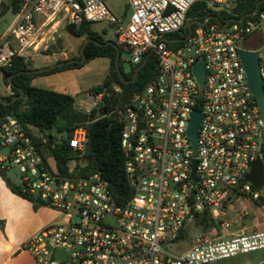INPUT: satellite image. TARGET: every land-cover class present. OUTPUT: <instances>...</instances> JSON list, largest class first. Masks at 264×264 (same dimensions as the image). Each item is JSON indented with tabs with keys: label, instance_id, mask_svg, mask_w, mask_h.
Listing matches in <instances>:
<instances>
[{
	"label": "built area",
	"instance_id": "built-area-1",
	"mask_svg": "<svg viewBox=\"0 0 264 264\" xmlns=\"http://www.w3.org/2000/svg\"><path fill=\"white\" fill-rule=\"evenodd\" d=\"M12 1L0 0V20L15 18L0 32V86L15 58H52L47 52L61 31L85 22L110 28L131 66L147 54L156 58L155 75L117 111L130 188L124 202L100 173L81 177L77 162L63 172L45 159L16 117L0 125V172L13 175L19 196L62 218L23 244L37 264H211L264 252V230H232L227 212L243 199L264 218V118L240 58L241 51L257 53L264 89V34L255 35L264 28V7L233 15L226 26L210 16L190 29L188 11L203 0H127V21L104 0H18L17 13L2 15ZM206 1L217 15L232 14L239 0ZM200 60L202 88L194 74ZM101 98L89 96L80 110L98 107ZM194 111L201 114L195 150L188 133ZM86 142L82 128L69 140L79 160ZM257 162L261 189L247 181ZM203 216L206 230L198 223ZM189 225L198 231L191 239Z\"/></svg>",
	"mask_w": 264,
	"mask_h": 264
},
{
	"label": "trees",
	"instance_id": "trees-1",
	"mask_svg": "<svg viewBox=\"0 0 264 264\" xmlns=\"http://www.w3.org/2000/svg\"><path fill=\"white\" fill-rule=\"evenodd\" d=\"M263 0H239L232 11L227 14L221 11L219 14H212L214 11L206 0L195 3L188 11V22H203L210 16L225 23L229 19L241 18L252 14L258 4ZM264 3L258 6L261 10ZM20 8L18 0H13L10 6H4L2 15L8 10L17 13ZM195 27V26H193ZM66 31L73 37L92 39L84 48L86 60L84 63H66L78 61L76 59L60 61L64 64L50 70L36 74L29 73L36 70L20 58H15L10 68L1 72L2 84L11 91L10 96L0 98V125L7 116L16 117L24 129L31 135L35 145L45 159H53L58 169L68 172L72 162H77L75 172L81 177L100 173L110 184L114 197L119 202H124L130 196V188L125 176L124 158L121 149L122 123L119 120L117 111L124 106L121 99L124 90H131L134 94L142 91L156 73V58L153 54H147L142 61L144 66L139 70L136 79L132 81L138 66L133 67L129 73L122 71L120 61L122 52L128 54V49L119 48V73L116 69L117 49L110 44L112 40H106L102 34L95 31L93 25L85 22L76 28L67 26ZM53 45L47 53H55ZM83 54L80 52V60ZM96 59L109 60V73L104 82L94 88L90 94L94 97L102 95L98 107L84 112L75 107V98L66 93L52 90L35 88L32 86L34 79L53 75L66 70H74L86 63ZM55 63V64H57ZM54 64V65H55ZM125 82H129L125 84ZM22 95V96H21ZM84 129L87 134L84 157L79 160L78 155L69 146V140L77 129ZM33 130L38 131L39 136ZM61 137L56 142L55 135ZM52 137V142L50 141ZM7 184L17 193L15 184L1 173ZM203 230L209 226L208 219L202 217L198 221ZM1 225V222H0Z\"/></svg>",
	"mask_w": 264,
	"mask_h": 264
},
{
	"label": "rangeland",
	"instance_id": "rangeland-1",
	"mask_svg": "<svg viewBox=\"0 0 264 264\" xmlns=\"http://www.w3.org/2000/svg\"><path fill=\"white\" fill-rule=\"evenodd\" d=\"M110 11L118 18L127 21L131 15V10L128 7L127 0H104ZM15 20L14 16L8 14L4 19L0 20V32H3L10 24ZM95 31L99 32L104 36L106 40H114V35L112 30L108 28L105 24H95L93 25ZM264 34V28L259 30L255 35ZM85 43V38H76L71 36L66 29L62 30L60 37L56 42L55 55L51 59H47L50 66L54 65L60 61L67 60H80V49ZM261 47H253V50H259ZM54 54V53H53ZM53 54L47 53V55L52 56ZM130 56L126 52H122L120 65L124 73H129L132 70V66L129 63ZM43 60L40 56H37L30 62V66L34 67L38 63H42ZM109 73V60L107 59H96L90 61L83 65L82 67L74 70H66L53 75L42 76L36 78L32 85L35 88L52 90L60 93H66L72 95L76 98L75 107L80 110L81 106L79 104L87 103L88 95L90 92L96 88L98 85L102 84ZM11 91L2 84L0 86V98L10 96ZM83 107L91 110L93 107L82 105ZM36 135H40L38 131L33 130ZM55 135L56 142L61 141L59 135ZM51 164L53 165L52 161ZM74 164H71V168ZM7 176L15 181L11 173ZM228 210V219L231 223H234L232 230H237L240 228H246L247 232H254L258 230H264V218L259 212L258 208L254 205H250L239 199L234 207H230ZM248 213V216H243V213ZM242 217V218H240ZM56 221H62L61 217L56 218ZM188 237L191 239L193 236L198 234L196 228L192 225L188 227ZM189 244V239L184 243V248ZM259 255L262 256V253ZM211 264H241V259L235 261H221L214 262ZM264 264V263H263Z\"/></svg>",
	"mask_w": 264,
	"mask_h": 264
},
{
	"label": "crops",
	"instance_id": "crops-1",
	"mask_svg": "<svg viewBox=\"0 0 264 264\" xmlns=\"http://www.w3.org/2000/svg\"><path fill=\"white\" fill-rule=\"evenodd\" d=\"M42 60V63H38L33 68L50 67L47 60ZM89 96L92 95H88L87 101ZM11 181L14 183L13 180ZM56 218L55 211L15 193L0 172V264H37L33 256L23 250L22 246L29 238L53 223ZM260 253L262 256L259 255ZM238 259H241V264H263L264 252L243 255L227 261Z\"/></svg>",
	"mask_w": 264,
	"mask_h": 264
},
{
	"label": "water",
	"instance_id": "water-1",
	"mask_svg": "<svg viewBox=\"0 0 264 264\" xmlns=\"http://www.w3.org/2000/svg\"><path fill=\"white\" fill-rule=\"evenodd\" d=\"M262 3H264V0L261 1L258 4V6ZM258 6H257V9L255 10L254 14L257 13ZM250 15H253V14H250ZM231 21H234V20H231ZM228 23H225L224 26H226ZM196 24H199V23L195 22V21L189 22V28L191 29L192 25H196ZM189 36H190V34L188 35V37ZM89 42H93V40L87 39L85 41V43L83 44V46L80 49V52L82 54L84 53L85 46ZM171 42H175V41H171ZM110 44L113 45L117 49V52H118L117 58H116V69H117V72L119 73V52L120 51H119L118 46L115 43L110 42ZM191 55H194V50L191 52ZM240 58H241V61L244 65V68H245L249 89H250L251 93L254 95V97L256 98L258 105H259L261 115L264 118V89H263V80H262V77L260 74V69H259V64H258V55H257V53H249V52L241 51L240 52ZM85 60H86V57L83 54L81 60H79V61H68L66 63H73V62L84 63ZM63 64H64L63 62L57 63V64L50 66V67H47V68L32 70L29 73L36 74L39 72H43L46 70L53 69L55 67H60ZM144 64H145V61L140 66H138L131 82H133L136 79L139 70L144 66ZM194 74H195L197 81L200 84V87L202 88L203 84H204V76H205L203 60H200L195 65ZM128 83L129 82H125V84H128ZM133 95H134V93L131 90H128V89L124 90L123 95H122V99H121V104L126 105L129 101L132 100ZM200 120H201V114L197 111H194L193 115H192L191 122H190L189 130H188V133L190 135L194 150L196 149L197 131H198V126H199ZM50 141L52 142V137H50ZM194 171H195V168H194ZM247 181L251 182L257 189L262 188V186H263V171H262L261 162H257L254 165L251 173L247 177Z\"/></svg>",
	"mask_w": 264,
	"mask_h": 264
}]
</instances>
